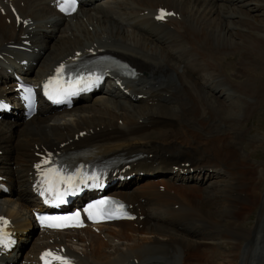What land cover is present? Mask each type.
Masks as SVG:
<instances>
[{
    "label": "bare ground",
    "instance_id": "obj_1",
    "mask_svg": "<svg viewBox=\"0 0 264 264\" xmlns=\"http://www.w3.org/2000/svg\"><path fill=\"white\" fill-rule=\"evenodd\" d=\"M20 1L33 25L15 31L0 21V81L8 78L4 65L20 68L7 59L4 45L19 33L39 44L37 52L22 51L34 55L36 74L47 73L71 46L82 49L94 42L129 61L136 72L122 80L123 86L109 81V97L99 91L61 111L40 103L25 121L0 120V173L13 185L8 193L0 192V212L14 228L25 224L19 207L35 202L28 189L34 151L65 148L81 151L84 158L132 157L126 172L133 176L112 191L134 204L136 218L104 224L102 237L120 241L109 248L101 249L102 241L87 231L89 238L67 247L77 262L264 264V159L250 158L251 148L244 146L254 136L244 135L243 121L264 84V0H81L80 8L88 2L98 5L100 13L82 10L74 19L58 16L48 0ZM157 4L178 12V18L163 21L162 30L150 16ZM25 70L33 72L29 64ZM127 93L145 98L134 100ZM229 95L236 100L228 101ZM11 125L17 130L11 132ZM192 176H200L199 188L188 186ZM238 203L244 211L232 210ZM255 209L253 219L244 218ZM188 220L209 224L200 228ZM38 234L61 237L59 230L38 231L33 245L27 241L28 252L8 264H28ZM2 254L0 264L11 259Z\"/></svg>",
    "mask_w": 264,
    "mask_h": 264
},
{
    "label": "rangeland",
    "instance_id": "obj_2",
    "mask_svg": "<svg viewBox=\"0 0 264 264\" xmlns=\"http://www.w3.org/2000/svg\"><path fill=\"white\" fill-rule=\"evenodd\" d=\"M177 18H178V16H177ZM52 43H53V41L50 42L48 45H51ZM196 58H197V60H200L201 56L197 55ZM234 66H235V64H234ZM260 70L262 72H264V67H262V69H260ZM260 86L262 87V89H260L258 91L259 93H258V95L256 97V99H257L256 103L257 104H256V106H253L254 107L253 110L254 109L255 110L254 111L252 110L250 115L243 116L244 117L243 118L244 125L246 126L245 127L246 132L244 133V135L245 136H251V135L254 136L253 137L254 140L250 141L251 143L248 142L250 138L248 140H246V142H245V145L248 147V149L251 148L250 149L251 150L250 155H251V158H252L253 161L264 159V84H260ZM228 98L229 99H227V100L228 101L230 100V102H231V100H232V102L236 100L235 96L230 98V95H229ZM221 99H223V98H221ZM240 110H241V112L243 111V106H241L239 108V112H240ZM255 137H257L256 140H255ZM263 176H264V173H263ZM235 177L233 176V178H235L236 180L238 179L239 182H241V178H239L238 176H235ZM242 209H243V207L240 205V203H238V206L236 208L235 207L232 208V210H240V211ZM242 211H244V210H242ZM256 211L257 210L255 209L253 212L246 213L244 218L247 217V218H252L253 219V217L256 214ZM139 225H141V224H139ZM140 228H141V226H140ZM178 230L181 231L179 228H178Z\"/></svg>",
    "mask_w": 264,
    "mask_h": 264
},
{
    "label": "snow or ice",
    "instance_id": "obj_3",
    "mask_svg": "<svg viewBox=\"0 0 264 264\" xmlns=\"http://www.w3.org/2000/svg\"><path fill=\"white\" fill-rule=\"evenodd\" d=\"M69 7L73 11L75 10V0H64V3L61 4V9L64 10V11H67ZM164 15H166V13H164V11L161 10V14H160V16L157 17V19H163L164 18ZM62 71H63V66H61V68L57 69V72L58 73H60ZM79 79L82 80L83 78L81 77ZM51 83H52V81H49V84H51ZM77 83H79V80L77 81ZM45 87H48V85H45ZM24 91L29 94V98H30L31 97V94H32V89L31 88H26V89H24ZM63 92L64 93H67V89H64ZM49 98L50 99H53L54 97L52 95H49ZM44 163H48V161L45 160ZM36 167L39 168L40 165H37ZM49 171H55V170H49ZM77 175H79V174H77ZM89 178L90 179H94L95 177H89ZM59 182L60 183H65V184H68V185H72L75 182V177L74 176H67V177L62 178V180H60ZM81 182H83V181H81ZM45 183H47L49 185L48 188L45 189V191L53 192L54 191L53 185L47 179V177L45 179ZM67 193H68V189H65V192L64 193H60L58 188L55 189V191H54L55 201H57V202H63L62 197H63V195H66ZM97 203L98 204H105L106 202L105 201H98ZM89 207L91 208V207H95V206L94 205H90ZM120 207H121V209L123 208L122 205ZM85 211H87V209ZM104 211L106 213H108V212H111L112 210L111 209H105ZM125 215H126V213H125ZM75 216L78 217L79 216V213H76ZM89 218L90 219L92 218L91 217V214H89ZM38 219L41 221V223H43L46 220L68 219V218L67 217H47V216H42L41 215V216H38ZM0 220H2V218H0ZM3 223L6 225L7 224V221L4 220ZM47 226L48 227H55L56 225L48 224ZM8 242L9 241L6 238V234H4L3 231H2V229H0V245L7 246V243ZM44 255L45 256H51L52 253L46 252ZM42 259H43V257H42ZM54 259L62 260V258L59 257V256H55ZM62 264H68V261L67 260H63L62 261Z\"/></svg>",
    "mask_w": 264,
    "mask_h": 264
}]
</instances>
